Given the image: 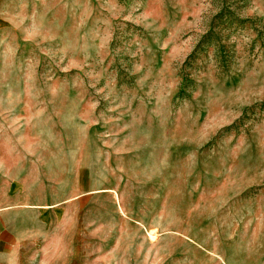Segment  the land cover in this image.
<instances>
[{
	"label": "rangeland",
	"instance_id": "1",
	"mask_svg": "<svg viewBox=\"0 0 264 264\" xmlns=\"http://www.w3.org/2000/svg\"><path fill=\"white\" fill-rule=\"evenodd\" d=\"M0 186L29 264H264V0H0Z\"/></svg>",
	"mask_w": 264,
	"mask_h": 264
},
{
	"label": "crops",
	"instance_id": "2",
	"mask_svg": "<svg viewBox=\"0 0 264 264\" xmlns=\"http://www.w3.org/2000/svg\"><path fill=\"white\" fill-rule=\"evenodd\" d=\"M12 201L11 195L3 198L0 186V264H29L27 262L28 246L31 249L34 234L21 221L17 213V203ZM49 252V250L39 252L43 255L36 264H62L60 258L49 259ZM32 253L33 251L30 250V254ZM29 260L32 264L34 263L32 256Z\"/></svg>",
	"mask_w": 264,
	"mask_h": 264
}]
</instances>
